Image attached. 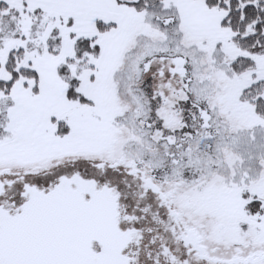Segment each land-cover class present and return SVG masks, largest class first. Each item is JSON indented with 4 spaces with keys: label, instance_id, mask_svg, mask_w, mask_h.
<instances>
[{
    "label": "snow or ice",
    "instance_id": "6c2138e0",
    "mask_svg": "<svg viewBox=\"0 0 264 264\" xmlns=\"http://www.w3.org/2000/svg\"><path fill=\"white\" fill-rule=\"evenodd\" d=\"M0 264H264V0H0Z\"/></svg>",
    "mask_w": 264,
    "mask_h": 264
}]
</instances>
